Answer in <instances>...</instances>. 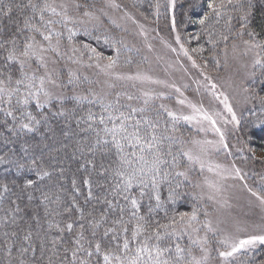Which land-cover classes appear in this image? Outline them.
<instances>
[{"label":"snow or ice","instance_id":"6c2138e0","mask_svg":"<svg viewBox=\"0 0 264 264\" xmlns=\"http://www.w3.org/2000/svg\"><path fill=\"white\" fill-rule=\"evenodd\" d=\"M81 7L75 0L59 4L49 0H0V18L14 26L11 31L0 29V104L8 105L0 112L13 123L9 128L5 119L0 127L9 133H31L47 126L55 136L49 122L59 118L64 121L60 134L65 139L57 145H43L47 155L41 152L28 163L22 159L13 162L18 171L33 172L38 179L30 176L21 183L0 184V223L15 224L22 210L32 221L21 238L19 264H26L29 251L39 253L41 260L51 253L48 264H54V257H58V264H65V259L68 264H94V256L95 264H101V260L102 264H209L208 237L200 233L212 232V222L201 220V211L194 205L184 213L174 209L189 195L184 189L191 183L193 166L200 163L202 168L203 163L183 147L184 140L174 134L175 126L169 128V121L164 119L165 115L172 121L193 117L178 116L163 103H150L152 98L147 93L143 106L137 107L122 104L119 94L96 93L85 87L88 77L63 62L68 57L77 63L69 52L78 50L65 44L63 31L67 29L70 40L72 29L68 25L77 22L70 10L80 12ZM169 7L175 8L176 0H167L165 8ZM207 7L211 11L199 21L203 27L223 20L229 32L235 31L236 39L244 35L250 38L243 41L249 51L264 50V44L256 42L248 30L250 0H210ZM229 11L238 15L230 17ZM83 15L89 13L84 11ZM233 19L239 28L233 25ZM172 28H176L175 19ZM208 34L210 40L215 36L210 29ZM228 39L221 33L220 40L226 43ZM175 40L187 56L180 36ZM260 64V59L254 61V65ZM113 65H106L104 70ZM140 99L127 96L128 101ZM261 99L264 101V97ZM86 104L98 105L100 112L86 108ZM225 108L238 123L232 107L225 103ZM203 118L215 124L206 114ZM40 147L37 144L33 150ZM66 181L70 185L67 188ZM15 188H19L18 193ZM25 195L35 203L34 208H21L19 201ZM252 195L264 206V195ZM203 215L207 217L208 213ZM178 234L187 236L190 243L182 246ZM220 243L223 249L217 252L218 264H229L230 259L246 254L257 243L264 245V234L225 237Z\"/></svg>","mask_w":264,"mask_h":264},{"label":"rangeland","instance_id":"374dc122","mask_svg":"<svg viewBox=\"0 0 264 264\" xmlns=\"http://www.w3.org/2000/svg\"><path fill=\"white\" fill-rule=\"evenodd\" d=\"M82 1L90 3L92 9L82 6L80 12L70 10L77 22L68 27L95 30L116 39L145 61L143 67L129 71L104 70L107 64L94 63L89 70L100 76L102 92L106 93L105 89L112 84L126 85L141 98L138 102L141 106L147 93L152 98L150 103L157 106L163 103L178 116L193 117L172 121L165 115L172 123L191 131L184 139V148L198 155L203 163L202 168L200 163L193 166L190 179L200 185L196 187L197 194L209 207L206 219L212 222L213 231H201L200 236L208 237L209 264H218L217 252L223 249L220 241L225 237L264 234V206L252 195V192L264 195V182L249 180V172L244 167L248 149L239 137L241 118L253 108L249 85L258 66L254 61L260 59L256 56L258 50L249 51L243 37L235 39L225 49L221 70L210 74L200 67L182 41L187 56L176 43L179 33L176 28L173 30L172 21L177 0L175 8L167 9V0H156L151 20L132 10L123 0ZM62 2L65 0L55 4ZM84 11L89 15H83ZM225 103L232 107L238 123L233 122ZM205 114L215 121L214 125L203 118ZM262 247L257 243L246 254L230 259L229 264H261Z\"/></svg>","mask_w":264,"mask_h":264},{"label":"trees","instance_id":"16d2710c","mask_svg":"<svg viewBox=\"0 0 264 264\" xmlns=\"http://www.w3.org/2000/svg\"><path fill=\"white\" fill-rule=\"evenodd\" d=\"M58 0H49V2L55 3ZM128 6L135 12L143 15L146 19L151 20L153 16V6L156 0H123ZM19 2V0H17ZM84 9H92L90 3L79 0ZM178 6L174 12V19L176 21V30L181 37V41L184 46L190 51L193 57L196 59L200 67L207 73L214 74L221 70L223 65L224 52L234 41L236 33L235 31L229 32L225 26L223 20L220 23L211 22L206 29L199 21L205 16L210 9L207 4L210 0H177ZM195 7H192V4ZM219 3V0H217ZM252 7L249 9L250 16L248 19L249 31L253 33V39L256 42L264 44V0H250ZM15 16V13L13 14ZM230 17H236L238 13L229 11L227 13ZM72 25V24H69ZM233 25L239 28L236 19H233ZM14 26L6 18H0V29H7L11 31ZM72 29L71 39L69 40V32L67 29L63 31V40L65 44L70 47H75L78 51L76 53L69 52L72 60L77 63H72L68 57H64L63 62L66 65H70L73 70L79 69V75L87 76L88 82L84 85L95 90L96 93H104L101 90L100 76L92 74L91 70L94 63L110 64L114 62L112 69L117 70H133L135 68H141L145 65V61L140 54L133 52L122 45L116 39H111L103 34L96 32L95 30L85 29ZM209 29L215 33L213 38L209 37ZM221 33L228 35L229 39L225 43L220 40ZM244 39L249 40L247 35L243 36ZM3 39V34L0 33V40ZM260 52L261 64L255 68L254 77L249 85V92L251 102L253 104L252 110L243 115L239 126V137L248 149L246 157V164L244 167L249 172V180L256 182L261 180L264 182V50L257 49ZM90 65V66H89ZM110 87V86H109ZM105 89L106 93L119 94L122 104H132L133 106L140 107L141 105L137 101H128L127 96H136L135 92L126 85L112 84L110 88ZM13 103H15V97H13ZM7 104H0V108H7ZM86 108L90 107L94 112L99 113L100 109L98 105L86 104ZM47 111V109H45ZM139 118L138 116L136 117ZM8 120V127H13V123L10 118H6L3 112H0V121ZM164 119L169 121L168 127L175 126V135L181 137L183 140L188 137L191 131L185 127L172 123L166 116ZM163 123V122H162ZM50 126L55 132V136L48 131L47 126H40L34 132L21 131L19 133H9L3 127H0V157L4 158L3 162H0V184H14L21 183L28 177H36L33 172L25 170L18 171L14 161L23 160L25 163L31 161L36 156L39 157L41 152L47 155L48 149L43 145H57V142L61 139H65L60 134V129L64 127L63 118L54 119L49 122ZM75 127L73 123L72 128ZM71 131V128L66 129ZM185 130V131H184ZM190 136V135H189ZM39 144L41 147L33 150V146ZM178 147L180 145H177ZM184 147V144H183ZM28 151L25 152L24 149ZM63 159V153L60 154ZM67 167V165H66ZM74 170V165L72 166ZM71 171L68 172V176H71ZM38 179V177H36ZM191 183L185 185V191L189 195L185 196L181 201H178L174 206L175 211L184 213L190 211V208L194 205L201 211L200 219L204 220L206 217L203 213L208 212V204L200 199L197 194L194 182L190 179ZM69 183L65 182V187H69ZM15 193L19 192V188L14 189ZM12 198H15L14 194ZM38 195V194H37ZM193 197H196L194 200ZM21 208L25 205L28 207H35L34 202L27 200V196L23 200L19 201ZM5 207L7 204L5 203ZM163 213H161V217ZM208 216V215H207ZM3 217V211L0 210V218ZM163 222V221H162ZM32 221L25 215L22 210L16 216V223L9 224L7 226L0 223V264H19V249L24 235V231ZM19 233V236L16 235ZM179 243L184 246L190 243L187 236L179 235ZM52 237L50 236L49 239ZM35 239V238H34ZM37 243L39 241L37 240ZM35 247V244L33 245ZM263 248V249H262ZM261 249L264 250V247ZM11 250V254L9 251ZM260 253V251H257ZM48 253L41 260L39 253L34 254L29 251L26 254V264H32L35 260L36 264H48ZM62 256V251L60 252ZM264 255V251H263ZM96 257H92L95 264ZM54 264H58V257L53 258ZM65 264H68V260L65 259ZM102 264V260H101Z\"/></svg>","mask_w":264,"mask_h":264}]
</instances>
